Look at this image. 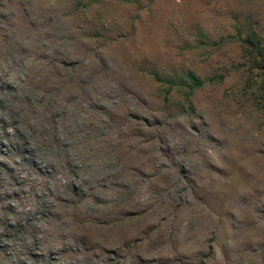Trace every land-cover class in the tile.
I'll list each match as a JSON object with an SVG mask.
<instances>
[{
    "label": "rangeland",
    "instance_id": "1",
    "mask_svg": "<svg viewBox=\"0 0 264 264\" xmlns=\"http://www.w3.org/2000/svg\"><path fill=\"white\" fill-rule=\"evenodd\" d=\"M0 85V162L23 161L24 132L58 176L67 153L101 163L118 120L128 161L151 146L149 180L123 181L139 264H264V0H0ZM29 224L0 219V264L50 263L20 249Z\"/></svg>",
    "mask_w": 264,
    "mask_h": 264
},
{
    "label": "bare ground",
    "instance_id": "2",
    "mask_svg": "<svg viewBox=\"0 0 264 264\" xmlns=\"http://www.w3.org/2000/svg\"><path fill=\"white\" fill-rule=\"evenodd\" d=\"M34 85L40 88V90L44 86L43 83L38 81ZM77 87V85L72 84L69 86V89L73 90ZM53 99L56 98L53 97ZM62 100L64 101V99ZM55 107L57 111H53L55 112L53 114L54 116H57L59 111V114L67 111L64 109V105L59 102ZM81 110L85 117L89 115L91 117H98L97 111L95 109L91 111L88 106H85ZM129 122L131 123V121ZM117 123L118 125L115 131H113L110 137H107L106 144L102 148L104 150L102 152L104 158L101 163H97L95 160L94 162L91 160V162L89 155L82 153L81 157H84V159L78 165L74 155L71 154L72 152L67 153L66 151L65 159L63 158L65 161L62 164L64 170H61L62 172L60 171L61 176L52 172L54 163L50 164L46 158V156L49 157L50 148L47 146L48 144L41 146L42 138L40 142L35 141V138L33 140L31 139V141L24 132L23 134L20 133L18 139L23 144L22 147L25 155L23 161L18 162L12 160L9 164H5L4 161L0 162L4 170L3 173H0V219L6 218L7 222L22 219L26 221V224H29L32 221L34 223L36 221L34 218L38 217V215H40L38 220L43 218L42 225L29 224L31 227V231L29 230L31 232H29L31 234V236L29 234L31 240L29 238L26 241L25 238H22L19 245L20 249L34 252L33 254L48 259L50 261L49 264H115L116 262H120V264H139V261H147L138 254L135 255L136 257L133 256L134 249L141 241L138 242L140 229L136 233L129 227L123 228L124 218L130 216L138 217L141 208H137L136 205L138 204L136 202L132 204L123 203L125 201H122V194L125 188L123 184L124 180L132 181L138 185L143 181V178L148 179V177H151L150 167L145 169L143 166H145V163L152 164L155 161V156L152 155L153 152L150 146L147 149L145 157L141 158L140 162H136L131 158L128 161L125 158V153L129 152L128 150L131 148L124 147L123 138L125 132L121 129L120 120ZM8 125V121L3 116H0V128L3 130V137L7 139L13 137L12 133L6 131ZM96 126L97 124L94 127ZM62 127L63 125L61 126L63 130ZM53 129L50 131H53ZM62 130L58 129L55 132L58 134ZM40 132L37 134L39 135ZM129 133L131 131L127 129L126 134ZM150 133L147 131L146 135H150ZM87 137L89 138V136ZM36 138L40 139L39 136ZM54 138L57 139V137ZM129 141L135 143L131 139ZM77 142L72 140V142L69 141L63 145L77 148L80 145H77ZM0 145H2V141H0ZM58 151L60 150L58 149ZM160 151L166 150L161 146ZM54 152L56 153V151ZM8 153L9 151L7 150V155ZM24 161L30 162V166H27L29 170L26 166H23ZM55 163L57 164V162ZM56 166L58 167L60 164ZM125 186L129 188L128 185L125 184ZM43 212H46L47 216ZM111 223L115 224H112V226L110 225ZM153 226L151 225L150 228ZM106 228L111 229L110 234H103L102 231ZM78 245L80 246L79 248ZM127 253H132L131 259L123 262L122 260Z\"/></svg>",
    "mask_w": 264,
    "mask_h": 264
},
{
    "label": "trees",
    "instance_id": "3",
    "mask_svg": "<svg viewBox=\"0 0 264 264\" xmlns=\"http://www.w3.org/2000/svg\"><path fill=\"white\" fill-rule=\"evenodd\" d=\"M247 41L249 44H251V46H255L254 44L259 45L260 43L254 33H250V36L248 37ZM187 77L194 83V87L199 86L201 84L200 81L197 80L193 74L188 73Z\"/></svg>",
    "mask_w": 264,
    "mask_h": 264
}]
</instances>
